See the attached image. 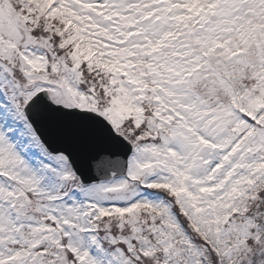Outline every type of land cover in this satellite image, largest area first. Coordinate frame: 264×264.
I'll use <instances>...</instances> for the list:
<instances>
[{
	"label": "snow or ice",
	"instance_id": "snow-or-ice-1",
	"mask_svg": "<svg viewBox=\"0 0 264 264\" xmlns=\"http://www.w3.org/2000/svg\"><path fill=\"white\" fill-rule=\"evenodd\" d=\"M0 264H264V0H0Z\"/></svg>",
	"mask_w": 264,
	"mask_h": 264
}]
</instances>
